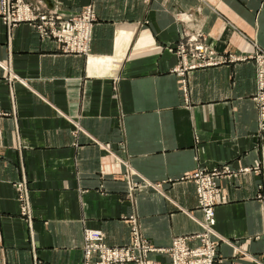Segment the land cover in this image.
Returning a JSON list of instances; mask_svg holds the SVG:
<instances>
[{
    "label": "crops",
    "instance_id": "1",
    "mask_svg": "<svg viewBox=\"0 0 264 264\" xmlns=\"http://www.w3.org/2000/svg\"><path fill=\"white\" fill-rule=\"evenodd\" d=\"M29 1L66 16L93 4L97 20L84 55L0 17V64L19 77L9 81L0 65V264H84L85 231L127 244L131 215L157 247L196 234L203 212L184 177L197 167L225 169L214 264H264L255 60L264 0ZM191 44L220 62L191 69ZM129 177L139 185L132 191ZM149 257L171 264L165 254Z\"/></svg>",
    "mask_w": 264,
    "mask_h": 264
},
{
    "label": "built area",
    "instance_id": "2",
    "mask_svg": "<svg viewBox=\"0 0 264 264\" xmlns=\"http://www.w3.org/2000/svg\"><path fill=\"white\" fill-rule=\"evenodd\" d=\"M1 15L10 26L21 22H29L38 30L42 39H56L63 45L66 53L85 54L90 51V44L93 38V23L96 17V10L93 4L84 7L79 13L66 16L58 9L51 10L45 6L30 2L28 0H0ZM196 54L191 53L190 68L216 63L219 59L208 54L202 47L195 46ZM180 54L187 57L185 46L180 47ZM196 55L198 57H196ZM246 57H242L244 59ZM258 61L257 74L261 73L262 83L257 81L258 99L261 101V110L264 112V50L258 48L256 54ZM2 65V64H1ZM4 66V65H2ZM5 67V66H4ZM10 71V67L6 66ZM180 75L183 74L179 70ZM132 169L127 165V172ZM248 170V169H241ZM221 172L217 169H207L197 167L187 178L193 179L197 184V196L199 204L204 213L201 222L202 231L193 235L174 237L169 247H157L144 238L139 229L138 220L131 215L132 239L123 246L112 247L104 240L102 230L85 231V241L83 245L84 264H162L156 260H151L150 253H161L171 258V264H214L217 257V246L221 240L215 234V204L216 195L219 188L217 176ZM130 180L131 191L139 187L138 183ZM148 186H155L147 183ZM18 200L22 203L24 214H30L29 191L24 182L15 185ZM199 243L192 245V240Z\"/></svg>",
    "mask_w": 264,
    "mask_h": 264
},
{
    "label": "rangeland",
    "instance_id": "3",
    "mask_svg": "<svg viewBox=\"0 0 264 264\" xmlns=\"http://www.w3.org/2000/svg\"><path fill=\"white\" fill-rule=\"evenodd\" d=\"M29 1V0H28ZM30 2H33V1H30ZM0 17L2 18V20H3V22L9 27V28H13V27H16V26H18L19 24H21V23H28L31 27H33V25L31 24V23H29V22H21V23H19V24H16V25H13V26H10V24L7 22V21H5L4 20V18L2 17V15H1V5H0ZM96 20H97V15H96V17H95V21H94V23H93V37H94V27H95V23H96ZM34 28V27H33ZM36 31H37V33H38V35H39V37L41 38V35H40V33L38 32V30L36 29V28H34ZM42 39V38H41ZM43 41H54V42H56V43H59L58 42V40H56V39H42ZM92 42H93V38H92V41H91V44H90V51L88 52V53H85L84 55H87V54H89L90 52H91V47H92ZM60 44V43H59ZM195 46H197V45H192L191 44V46H190V50H191V53L193 54V56L196 54V52H195V50H197V48L195 47ZM60 47H61V49L63 50V52H65L64 51V49H63V45L62 44H60ZM179 55L181 56V54H180V50H179ZM74 54V53H73ZM196 57H198L197 55H196ZM183 58H184V60H185V57L183 56ZM245 59H247V58H244V60ZM255 60H256V58H255ZM220 61H217L216 63H219ZM188 63V62H187ZM256 63L258 64V61L256 60ZM215 63H213V64H209V66L210 65H214ZM1 65V64H0ZM3 68L6 70V68L3 66ZM191 69H194V68H191ZM257 69H258V65H257ZM8 70H6V72H7ZM9 72V77H8V80L9 81H12V80H17V81H19V77H18V75H16V74H14V73H12L11 71H8ZM262 108V107H261ZM203 168V167H202ZM217 169L221 172V174H220V176L218 175L217 176V184H218V188H219V191H218V194L216 195V199H217V196L219 195V193H220V191H221V188H222V185H221V181L224 179V177H225V169H224V167H217ZM246 169V168H245ZM210 170V169H209ZM228 170V169H227ZM244 171H247V170H244ZM191 175V174H190ZM190 175H186L185 177H184V179H186V180H189V181H192L194 184H195V188H196V194H197V184H196V182L193 180V179H190V178H187L188 176H190ZM17 197H18V194H17ZM198 197V196H197ZM217 201V200H216ZM198 204H199V200H198ZM215 206H216V204H215ZM215 206H214V208H215ZM199 208H200V210L203 212V210L201 209V207H200V204H199ZM130 217H132V216H130ZM203 218H204V213H203ZM138 220V219H137ZM203 220V219H202ZM201 223V222H200ZM138 225H139V222H138ZM202 227V226H201ZM202 231V230H201ZM132 233V232H131ZM141 233V232H140ZM86 235V234H85ZM141 235H142V233H141ZM143 237H144V235H142ZM144 238H146V237H144ZM104 240H105V237H104ZM194 240V239H193ZM193 240L191 241V243L193 242ZM84 241H85V237H84ZM221 241V240H220ZM220 241H219V243H220ZM198 243H199V241H198ZM197 243V244H198ZM219 243H218V246H219ZM152 244V243H151ZM125 245V244H124ZM110 246V245H109ZM120 246H123V245H120ZM218 246H217V257H216V260L218 259ZM112 247H114V246H112ZM83 248V247H82ZM216 260H215V262H216ZM214 262V263H215Z\"/></svg>",
    "mask_w": 264,
    "mask_h": 264
},
{
    "label": "bare ground",
    "instance_id": "4",
    "mask_svg": "<svg viewBox=\"0 0 264 264\" xmlns=\"http://www.w3.org/2000/svg\"><path fill=\"white\" fill-rule=\"evenodd\" d=\"M55 9H57V8H54V9H51V10H55ZM59 10V9H58ZM60 11V10H59ZM61 12V11H60ZM79 13V12H78ZM76 14V13H75ZM203 49H204V51H206L208 54H210V55H212L213 54V51H210L209 49H205V47H202ZM212 56H215V55H212ZM215 58V57H214ZM4 65V64H3ZM5 67L7 66V65H4ZM261 73L262 72H260V74L258 75L257 74V77H256V80L259 82V83H262V80H263V77H262V79H261ZM215 222H216V220H215Z\"/></svg>",
    "mask_w": 264,
    "mask_h": 264
}]
</instances>
